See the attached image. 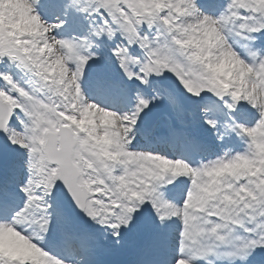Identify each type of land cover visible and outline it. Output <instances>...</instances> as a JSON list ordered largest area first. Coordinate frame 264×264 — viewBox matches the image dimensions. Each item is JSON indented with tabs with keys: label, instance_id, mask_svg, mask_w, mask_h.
<instances>
[{
	"label": "snow or ice",
	"instance_id": "snow-or-ice-1",
	"mask_svg": "<svg viewBox=\"0 0 264 264\" xmlns=\"http://www.w3.org/2000/svg\"><path fill=\"white\" fill-rule=\"evenodd\" d=\"M0 264H264V0H0Z\"/></svg>",
	"mask_w": 264,
	"mask_h": 264
}]
</instances>
